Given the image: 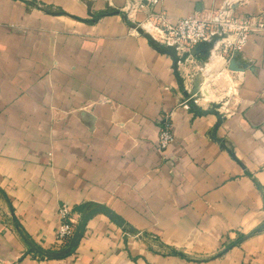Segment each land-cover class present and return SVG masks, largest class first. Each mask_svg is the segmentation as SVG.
Wrapping results in <instances>:
<instances>
[{
  "label": "crops",
  "instance_id": "crops-1",
  "mask_svg": "<svg viewBox=\"0 0 264 264\" xmlns=\"http://www.w3.org/2000/svg\"><path fill=\"white\" fill-rule=\"evenodd\" d=\"M211 10L264 20V0H0V264H264V33L177 76L142 26ZM64 204L91 212L73 246Z\"/></svg>",
  "mask_w": 264,
  "mask_h": 264
},
{
  "label": "built area",
  "instance_id": "built-area-1",
  "mask_svg": "<svg viewBox=\"0 0 264 264\" xmlns=\"http://www.w3.org/2000/svg\"><path fill=\"white\" fill-rule=\"evenodd\" d=\"M146 32L165 46H173L181 54H190L192 49L204 42H212L215 37L223 40L227 47L241 49L250 34L264 33V20L257 18H236L227 13L207 11L195 13L179 19L176 23L158 14L142 24ZM174 140L173 131L165 128L160 132L159 146L166 150ZM68 205L59 210L60 227L57 235L59 244H65L75 234L81 219ZM81 216V215H80Z\"/></svg>",
  "mask_w": 264,
  "mask_h": 264
},
{
  "label": "water",
  "instance_id": "water-1",
  "mask_svg": "<svg viewBox=\"0 0 264 264\" xmlns=\"http://www.w3.org/2000/svg\"><path fill=\"white\" fill-rule=\"evenodd\" d=\"M154 40V39H153ZM155 41V40H154ZM167 49L170 50V54L174 56V59H175V65H174V69L176 71V75L179 76V73H178V65H179V62L181 60H183L184 58L187 57V54H185L184 57H180V56H177L178 53H177V50L175 47L173 46H167ZM212 50V45H211V42H204V43H201L199 44L198 46H196L195 48L192 49L191 51V55L193 56H197L201 53H205L206 55H209V53L211 52ZM234 65L235 63L233 62L230 66L231 69H237L238 68H234ZM180 80V84L181 86L184 88V83L181 79ZM200 85H201V81H200V77L196 78V81H195V84H194V87H193V96L195 95V93L197 91H199L200 89ZM106 208H104L103 206H101L100 210H104L105 211ZM91 217V212H86L82 215L81 217V220L78 224V228L74 234V236L72 237V240H71V246H73L74 244V240L77 236H81L82 232L85 230L86 226H87V223L89 221V218Z\"/></svg>",
  "mask_w": 264,
  "mask_h": 264
},
{
  "label": "rangeland",
  "instance_id": "rangeland-1",
  "mask_svg": "<svg viewBox=\"0 0 264 264\" xmlns=\"http://www.w3.org/2000/svg\"><path fill=\"white\" fill-rule=\"evenodd\" d=\"M185 56V54L183 55V57ZM188 56H190V54H187V57ZM214 66H216L215 64H214ZM194 74L193 73H191V75H190V78H192V76H193ZM194 90V89H193ZM202 89H199V91H197L196 93H195V95L197 96V98H196V100L197 101H199V100H201V99H203L204 97H203V94L204 93H202V91H201ZM200 95H201V97H200ZM224 101V100H223ZM219 105V104H218ZM221 105V104H220Z\"/></svg>",
  "mask_w": 264,
  "mask_h": 264
}]
</instances>
